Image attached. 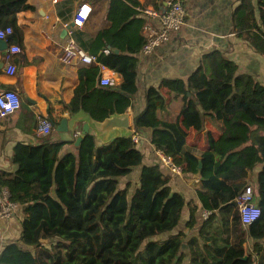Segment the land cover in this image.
<instances>
[{"label": "trees", "instance_id": "16d2710c", "mask_svg": "<svg viewBox=\"0 0 264 264\" xmlns=\"http://www.w3.org/2000/svg\"><path fill=\"white\" fill-rule=\"evenodd\" d=\"M22 8H28L26 0H0V19L11 20ZM139 8L136 0H111L106 13L109 27L98 31L88 46L77 43L99 65L118 74L121 82L97 88L99 68L80 69L68 104L72 115L83 111L102 122L130 106L137 91L135 55L146 42ZM257 9L259 21L252 0H239L233 25L264 58V0H257ZM161 87L182 96L176 120L158 118L167 100L159 88L151 87L143 111L134 117V128L151 130L156 150L182 173L199 176L198 199L211 212L201 234L216 211L231 213V242L219 247L214 235L202 236L213 246L190 249L189 264H252L243 244L264 239V85L238 75L237 66L215 51L202 58L187 82L165 81ZM205 116L220 121L222 131L218 138L207 134V149L195 153L186 146L187 131H202ZM40 140L38 146L16 145L13 176L0 171V190L7 189L10 201L24 214L20 238L1 249L0 264H181L186 237L172 233L184 199L171 191L161 165L142 166L143 154L131 136L98 145L95 136L86 133L75 153L64 155L65 142L49 136ZM259 165L263 167L256 194L261 214L244 231L235 200L249 172ZM136 171V187L131 182L120 188V179ZM194 213L191 209L187 229L195 224ZM253 252L260 254L257 245Z\"/></svg>", "mask_w": 264, "mask_h": 264}, {"label": "crops", "instance_id": "0c3cea01", "mask_svg": "<svg viewBox=\"0 0 264 264\" xmlns=\"http://www.w3.org/2000/svg\"><path fill=\"white\" fill-rule=\"evenodd\" d=\"M136 1L141 5L139 16L144 20L143 34L147 39L146 27L158 29L159 26L157 20L148 18L140 9L153 8L162 12L165 0ZM110 2L111 0H26L28 8L20 9L13 19L6 17L0 19V26L6 23L13 29L7 42L8 46L20 48V53L12 58V63L16 67V72L12 76L5 72L7 65L5 51L0 50V91H16L21 97L22 104L19 111L5 119H0V171L11 176L15 174L17 166L13 163V157L17 144L29 146L41 144V137L37 136L35 130L40 117L47 118L52 124L53 130L49 137L65 142L61 155L75 153L74 142L81 134L84 124H89L88 133L95 136L98 145L114 139L103 142L91 128L95 120L83 111L72 115L68 104L79 84L80 69L98 67V80L100 76L110 77L114 81V86L121 82L120 76L97 62L83 64L75 61L67 65L59 60L67 41V33L63 32L69 29L68 26L72 23L79 7L88 5L91 11L83 26L74 32L73 37L76 43L80 42L88 46L98 31L109 27L106 13ZM181 2L186 12L182 28L172 34L168 42L154 49L149 55H143L141 50L135 55L137 91L131 97L130 106L122 114L128 116L129 136L137 134L139 137L136 147L143 154L142 166L161 165L164 171L166 170L164 173L168 176L171 191L180 194L184 199L185 205L178 227L172 234L179 232L185 234L186 248H182L184 257L181 264H189L190 249L204 251L206 246H213L211 242L202 241V236L214 235L219 247L231 242V213L216 211L215 219L201 234L204 223L208 222L210 217L207 220L202 218L205 210L198 199V192L202 191L199 176L182 172L171 174L162 162L163 154L150 142L151 130H136L134 117L143 111L147 90L154 87L159 88L167 100L166 108L157 112L158 118L174 122L183 105L182 96H176L168 89L160 88V85L165 81L187 82L207 54L220 52L237 66L238 75H249L261 85H264V58L242 38V35L245 37V33H239L234 28L233 13L239 5V0H181ZM252 3L256 6V20L259 21L257 0H252ZM81 51L90 56L86 51ZM98 80L96 87L102 88ZM65 120L66 131H56L54 127ZM221 131L220 121L205 116L202 131L196 132L192 128L187 131L186 146L195 153L204 151L207 149V134L218 138ZM262 167V165L256 166L243 181L245 186L253 188L255 201L258 197L257 175ZM138 174L139 172L136 171L130 176L121 178L119 187L123 189L131 182L136 187ZM191 209H195V224L191 229H187L186 224ZM15 214H17L16 218L11 220L0 219V251L5 245L20 238L24 214L18 205ZM243 230L246 231L247 226H243ZM255 245L260 250L259 255L253 252ZM243 249L246 256H251L252 264H264V239H248L243 244Z\"/></svg>", "mask_w": 264, "mask_h": 264}, {"label": "built area", "instance_id": "2783aa9c", "mask_svg": "<svg viewBox=\"0 0 264 264\" xmlns=\"http://www.w3.org/2000/svg\"><path fill=\"white\" fill-rule=\"evenodd\" d=\"M62 1V0H55ZM162 12L153 9L145 8L140 9L142 14L148 18H153L158 22V29L150 26L146 27L147 39L145 44L141 48L143 55H149L154 49L169 41L172 34L177 33L185 23V9L181 0H165V4L162 5ZM91 8L88 5H82L75 13L73 19V26L67 30V41L59 56V60L63 64H72L75 61H79L83 64H91L96 62L93 56H88L83 53L76 43L73 37L74 32L80 29L90 14ZM13 33V29L10 26L0 28V40L6 44ZM8 46V44H7ZM5 60L7 62L5 72L7 75H14L16 67L12 63L14 55L20 53V48L17 46H8L5 50ZM98 84L101 87H112L114 81L110 77L100 76ZM21 97L14 90H2L0 91V119H5L21 108ZM36 134L39 137H47L51 134L53 127L51 122L45 118H38L36 125ZM133 143L136 145L139 142L137 134L131 136ZM162 162L172 173L181 174V169L174 165V163L163 156ZM240 221L243 226H248L254 223L261 214L257 201L254 199V190L251 186H245L239 193L236 200ZM17 205L10 201V195L7 189L0 190V219L8 220ZM211 215V212L204 211L202 213L203 220H207Z\"/></svg>", "mask_w": 264, "mask_h": 264}, {"label": "water", "instance_id": "95a60500", "mask_svg": "<svg viewBox=\"0 0 264 264\" xmlns=\"http://www.w3.org/2000/svg\"><path fill=\"white\" fill-rule=\"evenodd\" d=\"M72 26L73 22L68 26V28ZM63 33L66 34V30H64ZM7 47V44L4 41L0 40V50L3 51ZM113 52L118 53L117 50H113ZM89 128V124H84L81 134L76 138L74 142L75 146L79 145L83 136L88 133ZM91 128L98 136V138H100L103 142H107L112 138L123 136L128 137L130 134L128 116L126 114H113L110 117L104 119L102 122L95 121L94 124H92ZM54 129L60 132L66 131V120L62 121L59 125H56ZM199 167H201V162H199ZM182 248H186V246L183 245ZM246 258L247 257H245L244 259Z\"/></svg>", "mask_w": 264, "mask_h": 264}, {"label": "rangeland", "instance_id": "374dc122", "mask_svg": "<svg viewBox=\"0 0 264 264\" xmlns=\"http://www.w3.org/2000/svg\"><path fill=\"white\" fill-rule=\"evenodd\" d=\"M15 210H16V209H15ZM15 210H14L12 216H11L8 220H11L12 218H16V215L19 214V213L15 214ZM1 220H2V219H1Z\"/></svg>", "mask_w": 264, "mask_h": 264}]
</instances>
